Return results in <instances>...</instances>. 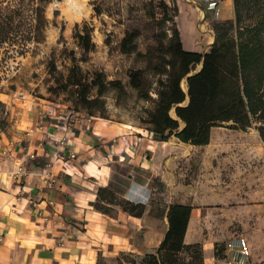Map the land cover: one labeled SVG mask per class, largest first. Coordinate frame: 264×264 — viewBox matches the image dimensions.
<instances>
[{
  "label": "crops",
  "instance_id": "0c3cea01",
  "mask_svg": "<svg viewBox=\"0 0 264 264\" xmlns=\"http://www.w3.org/2000/svg\"><path fill=\"white\" fill-rule=\"evenodd\" d=\"M210 1L175 0L185 51L207 52L235 24L233 0ZM21 99L1 100L0 264H119L125 253H154L171 205L190 207L184 243L200 245L203 264H264V144L254 127L214 126L204 145L86 112L60 129L43 118L58 109ZM17 158L26 173L14 179ZM234 237L246 240L242 261L226 247Z\"/></svg>",
  "mask_w": 264,
  "mask_h": 264
},
{
  "label": "trees",
  "instance_id": "16d2710c",
  "mask_svg": "<svg viewBox=\"0 0 264 264\" xmlns=\"http://www.w3.org/2000/svg\"><path fill=\"white\" fill-rule=\"evenodd\" d=\"M49 1L15 0L8 4L0 0V42L5 41L15 15L21 16L27 8L31 14V39L42 42L47 25L44 4ZM252 1L253 11L243 21L241 11L245 1L233 0L234 34L227 38L226 28L223 37L218 38V43L214 42L207 52L185 51L175 26L170 35L164 33L169 38L165 48L169 56L163 58L162 64L149 67L151 75L146 69L129 70L130 87L137 90L140 99H150L154 104L140 120L145 129L161 140L174 135L180 141L204 145L209 142V132L214 126L242 131L254 127L264 144V0ZM159 4L162 12L159 21L174 24V15L168 4L163 0ZM94 9L99 12L98 6ZM135 35V32L128 31L123 36L121 52L135 51ZM74 38L82 49L83 60H86L84 56L94 48L90 30L87 26L80 30L77 24ZM197 65L200 67L196 71ZM183 80L186 92L180 86ZM61 86L74 91V109L78 111L81 106L90 116H95L93 105L108 88L116 89L119 94L125 93L120 81L106 82L101 73L88 78L77 66L69 69ZM152 88L155 99L151 96ZM94 89L96 96L91 97ZM3 109L0 102V130L6 127ZM190 210L187 205H171L166 215L169 226L156 252L142 256L125 253L119 264H203L200 245L184 243ZM99 264L107 263L101 261Z\"/></svg>",
  "mask_w": 264,
  "mask_h": 264
},
{
  "label": "rangeland",
  "instance_id": "374dc122",
  "mask_svg": "<svg viewBox=\"0 0 264 264\" xmlns=\"http://www.w3.org/2000/svg\"><path fill=\"white\" fill-rule=\"evenodd\" d=\"M8 4L15 0H3ZM17 1V0H16ZM161 0H50L44 4L47 25L42 42L31 39V14L24 10L11 21L4 42H0V102L16 97L24 103L28 100H43L56 109L75 108V93L61 86L73 66L81 69L88 78L103 74L106 82L118 80L125 93L108 88L93 105V113L112 122L140 125L147 110L154 107L152 100H142L137 90L128 84L131 69H146L168 58L165 48L171 30L177 24L159 21L162 16ZM174 13L175 0H163ZM245 1L241 16L245 21L253 11L252 0ZM98 6L99 12L94 7ZM174 20V18H173ZM178 24L183 25L185 16L178 15ZM88 27L94 48L83 60L82 49L74 38L76 25ZM227 38L232 37L234 25H228ZM128 31L135 32L136 49L123 53L120 43ZM184 35V34H183ZM150 79H153L150 76ZM154 87V85H152ZM23 92L22 95L19 92ZM91 97L96 96L92 90ZM151 96L156 98L154 88ZM26 98V99H25ZM47 102V103H46ZM79 112H87L78 106ZM5 106L3 111L5 110ZM3 114V113H2ZM3 116V115H2ZM258 125V124H256Z\"/></svg>",
  "mask_w": 264,
  "mask_h": 264
},
{
  "label": "built area",
  "instance_id": "2783aa9c",
  "mask_svg": "<svg viewBox=\"0 0 264 264\" xmlns=\"http://www.w3.org/2000/svg\"><path fill=\"white\" fill-rule=\"evenodd\" d=\"M215 4L216 2L214 0H211L209 4V8L213 7ZM19 94L22 95L23 92L21 91L19 92ZM82 114L83 113L81 111L79 112L74 108L63 106V108H60L56 111L48 109L46 112L43 113V118L49 121L52 120L54 124H56V127L60 129H64V128H70L75 124H77ZM66 142L67 141L65 140L64 137L62 139H59L57 144L60 147H63L64 145H66ZM35 157L36 155L33 152H31L28 153V155L25 158L34 159ZM68 157L74 160L77 158V156H75L74 152L72 151H68ZM25 173H26V169L23 164V159L21 158L15 159V166L12 172L13 178L19 179L22 176H24ZM51 184H52V180L48 179V181H46V186L49 187ZM226 247L232 252L231 262L242 261L244 260V258L248 257L249 255L246 245V240L243 237H234L233 239L227 242Z\"/></svg>",
  "mask_w": 264,
  "mask_h": 264
}]
</instances>
